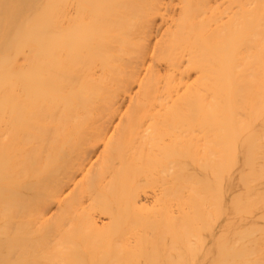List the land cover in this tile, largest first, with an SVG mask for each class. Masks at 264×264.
<instances>
[{"label":"bare ground","instance_id":"obj_1","mask_svg":"<svg viewBox=\"0 0 264 264\" xmlns=\"http://www.w3.org/2000/svg\"><path fill=\"white\" fill-rule=\"evenodd\" d=\"M0 264H264V0H0Z\"/></svg>","mask_w":264,"mask_h":264}]
</instances>
